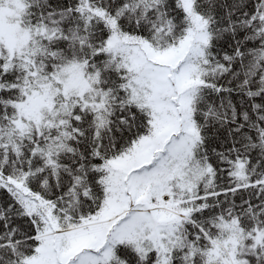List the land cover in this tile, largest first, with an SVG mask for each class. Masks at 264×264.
<instances>
[{"label": "snow or ice", "instance_id": "obj_1", "mask_svg": "<svg viewBox=\"0 0 264 264\" xmlns=\"http://www.w3.org/2000/svg\"><path fill=\"white\" fill-rule=\"evenodd\" d=\"M0 264H264V0H0Z\"/></svg>", "mask_w": 264, "mask_h": 264}]
</instances>
